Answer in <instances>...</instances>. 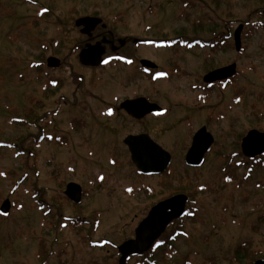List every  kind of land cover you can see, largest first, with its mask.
Returning <instances> with one entry per match:
<instances>
[{
    "label": "rangeland",
    "instance_id": "1",
    "mask_svg": "<svg viewBox=\"0 0 264 264\" xmlns=\"http://www.w3.org/2000/svg\"><path fill=\"white\" fill-rule=\"evenodd\" d=\"M262 14L264 0H0V208L11 203L9 216L0 215V264H118V247L134 239L149 209L177 194L189 198V215L177 223L185 235L153 252L156 264L264 260V156L258 163L242 151L249 132L264 133ZM90 15L121 39L219 40L225 27L234 35L245 25L243 51L234 39L213 54L198 46L128 51L168 77L151 83L131 67L111 66L100 69L99 86L98 71L85 70L78 54L68 61L82 38L75 22ZM50 57L62 65L48 68ZM231 63L238 75L227 88L208 97L197 88L209 69ZM136 95L168 113L145 123L108 115L109 103ZM201 127L215 142L191 168L185 156ZM140 133L170 153L163 178L140 176L132 165L123 140ZM71 182L86 192L78 206L65 200ZM75 215L97 229L74 230Z\"/></svg>",
    "mask_w": 264,
    "mask_h": 264
},
{
    "label": "water",
    "instance_id": "2",
    "mask_svg": "<svg viewBox=\"0 0 264 264\" xmlns=\"http://www.w3.org/2000/svg\"><path fill=\"white\" fill-rule=\"evenodd\" d=\"M102 23V20L95 18H83L77 21L78 28L83 27V34H90L95 27ZM243 27L239 28L235 34L236 47L238 52L241 50V34ZM104 50L100 46V51L97 47L91 48L82 54V59L85 64L98 66L102 62ZM48 67L59 68L61 61L51 57L48 59ZM146 63V62H144ZM149 63V62H147ZM151 64V63H150ZM148 66V64H146ZM236 65L210 73L207 76V82H214L226 80L235 76ZM137 104H141L138 108ZM137 107L133 108L132 106ZM130 115L139 118L146 114L159 112L161 109L156 105L149 104L145 99L136 101H127L122 105ZM125 143L129 147L132 154V163L136 166L137 170L143 174H159L164 172L171 163V156L168 152L164 151L157 144H155L148 136L134 137L130 136L126 139ZM213 144V138L203 128L198 132L193 139L192 146L187 154L186 163L190 166H200L203 163L204 155L209 151ZM242 151L245 157L249 159L257 158L264 155V133L257 130L249 132L244 138L242 143ZM65 195L75 204H80L82 201L81 186L76 183L67 185ZM188 202L186 195H177L164 202L159 203L150 211L149 215L137 228L135 238L126 241L120 246L119 252L121 258L119 264H126V261L136 255H143L150 250L157 239H159L165 232V229L175 219L177 220L185 213V207ZM11 204L6 200L0 209V214L7 217L10 214ZM256 264H264V260H259Z\"/></svg>",
    "mask_w": 264,
    "mask_h": 264
},
{
    "label": "flooded vegetation",
    "instance_id": "3",
    "mask_svg": "<svg viewBox=\"0 0 264 264\" xmlns=\"http://www.w3.org/2000/svg\"><path fill=\"white\" fill-rule=\"evenodd\" d=\"M83 18H95V19H98V20H102V23L99 24L97 27H95L94 30H92L90 34H83V32H82L83 31V27H81V28L76 27L77 21L80 20V19H83ZM78 20H76V22H75V27H76V29L79 30L80 34L82 35V38L76 39L77 42H76L75 48L73 47L69 51L68 61H69V58H72V57H74L75 54H78V59L77 60H79V64L82 67H84L85 70L88 69V70H91V71H98L97 72L98 73L97 81L99 83V86H100V69L110 68L111 66H113L115 68L119 67V65H123L126 68L127 67H131L134 70L135 74L141 75V76L143 75L144 77H146L147 80L149 79V81H151V83L155 82V81L163 80L166 77H168L167 70H165V71L164 70H159V67L154 62H152L151 60H149L147 58L136 59L135 57H128L126 55V53L128 51L135 52V51H138L139 49H149V50H152V51H165V50H171L172 48H174L176 46H179L180 48L194 49V47L198 46V49L206 50L207 53L213 54L214 51H217V47H218L219 50H224L227 47H230L231 46V42L230 41L233 40V39H234L233 42L235 43L236 52L238 54H241L242 53L241 51H243V42H242L241 50L238 52L237 47H236V41H235V33H236V31H234V35H233V33L231 32L232 29L230 28V26H228L227 28L225 27L224 33L219 35L220 36L219 40H218V38L217 39H213V40H204V39H201V38H197V39H194L192 41H188V40H185L184 37H176L174 39H167V38H165V39H158V38L152 39V38H148V39H142L141 40V39H136L134 37H132V38H126L125 37V39L118 38L116 35L113 34V32L108 30V28H107L108 26L104 23V20H103V18L100 17V15H90V16H87V17L78 18ZM245 27L246 26L244 25V28H243L244 30L242 32V38H243L244 31H245ZM150 30L152 31V28H150ZM241 41H242V39H241ZM129 42H133V44H129ZM100 46L104 50V55L101 58L102 59L101 64H99L98 66H93V65L85 64L83 62V60H81L82 59V54L85 51H88V50H90L91 48H94V47H97L98 50L100 51ZM208 57L211 58L212 56L209 55ZM105 59L109 60L110 63L105 65L103 63V60H105ZM128 60H131L132 63L128 64L127 63ZM144 62H146V63H144ZM147 62H149V63H147ZM146 64H148V66ZM233 65H236V74H235V76H233L231 78H228L226 80H220V81L218 80V81H214V82H207L206 81V78H207L208 75H210V73H214L216 71L231 67ZM176 70H178V68L174 69V71H176ZM237 75H238V69H237V64H235V63H233V64L231 63L229 65H226V66H223V67H219V68H214V69H212V71H211V69H209L207 71V73L205 72V75L202 76V80H201V82L199 84H197L198 85L197 88L199 90L203 91L208 97L209 94L211 92H213V90L217 86H221V87L227 88L229 85H231L233 80H235L237 78ZM78 77H79L80 82L84 83V77L82 75H79ZM99 99H100V97H99ZM139 99H145L149 104L156 105V106L160 107V104H158L157 101H154V100H152L151 98H149L147 96L136 95L133 98H127V99H124L123 101H120V102L109 103L107 108L108 109L111 108L113 110V115H111L112 117H114L115 115L117 116V114H119V113H123L129 119L134 121L135 123H145V121L148 118L159 119L161 116H165L168 113V109L167 108L160 107L161 110L159 112H153V113H150V114L148 113V114H146V115H144L142 117L136 118V117L130 115L125 109H123L122 105L125 102H127L128 100L129 101H136V100H139ZM140 105L141 104H137L138 108L140 107ZM107 119L109 120V118H107ZM203 128H205L206 132L213 138V136L207 131L206 127H201L195 133V135H197L198 132L202 131ZM145 135L148 136L160 148H162V144H160L158 142V140H156V138H153L152 136L150 137V135L148 133H140V134L128 135L123 140V144L127 148L128 152L130 154L131 162H132V154H131V151H130L129 147L125 143L126 139L128 137H130V136L139 137V136H145ZM195 135H193L191 146H192L193 139H194ZM214 142L215 141H214V138H213V144H214ZM213 144L210 147V150L208 151V153L211 151V149L213 147ZM191 146H190V148H191ZM190 148L188 149L187 153L189 152ZM162 149L164 151H166L164 148H162ZM166 152H168V151H166ZM186 156H187V154H186ZM171 163H172V161H171ZM185 163H186V157H185ZM132 165H133V163H132ZM186 165H188V164L186 163ZM134 167L136 168V166H134ZM169 167L164 172H161L159 174H153V175L152 174H142V173H140L137 170V168H136V170H137V173L140 176H143V177L159 176V177L163 178V176L165 174H167V172L169 170ZM189 167H191V168H199V167H193V166H189ZM82 193H83V197L86 196V192H84V190H83ZM177 195H181V194H177ZM174 196H176V195H174ZM171 197H173V196H171ZM171 197H166V198L162 199L161 201L156 203L153 207H155L156 205H158L161 202H164V201L170 199ZM152 208L149 209V212L152 210ZM149 212H148V214H149ZM148 214H147V216H148ZM188 215L189 214L184 215L183 217H181L177 221L175 220V221H173L172 223L169 224V226H168L166 231L171 230L170 235L166 236V240L161 238V240L163 239L162 241L160 240L158 243L156 242L154 248L152 250H150V255H147V257L145 258L144 261L142 260L143 257H132V258L129 259V261L132 260V259H136L137 260L136 261L137 264H156V261L151 259V257H152L151 254L153 252H156V250H158L161 247H168L171 244V242H175L176 241V238L185 235L183 230H181L180 228L177 229L178 228V224L177 223H179V221H181L183 218H185ZM85 221H86V219H85ZM134 236H135V233H134ZM103 241H104V243L112 244V242L107 241L106 239L103 240ZM118 251H119V247H118ZM259 260H261V259H258L254 264H256Z\"/></svg>",
    "mask_w": 264,
    "mask_h": 264
},
{
    "label": "trees",
    "instance_id": "4",
    "mask_svg": "<svg viewBox=\"0 0 264 264\" xmlns=\"http://www.w3.org/2000/svg\"><path fill=\"white\" fill-rule=\"evenodd\" d=\"M46 12H41V14H40V17H42L44 14H45ZM262 16L264 17V14H262ZM264 19V18H263ZM264 25V24H263ZM10 145H11V148L12 149H15V146H12V144L14 143H11V142H8ZM254 162H260V161H262V158H259V159H256V160H253ZM258 162V163H259ZM35 197H38L37 195H35ZM66 200V199H65ZM66 202L67 203H69V201L68 200H66ZM97 217H98V215H96ZM84 224H85V222L84 221H82V220H79V219H77V220H72L71 221V226H72V228L74 229V230H81L82 228L84 229ZM89 228H91L92 230H95V228H96V224H91V223H89ZM179 228H181V227H178L177 229H179ZM163 240V239H162ZM161 240V241H162ZM147 257V255L145 256V258ZM43 255H41L40 256V260L42 261L43 259Z\"/></svg>",
    "mask_w": 264,
    "mask_h": 264
},
{
    "label": "snow or ice",
    "instance_id": "5",
    "mask_svg": "<svg viewBox=\"0 0 264 264\" xmlns=\"http://www.w3.org/2000/svg\"><path fill=\"white\" fill-rule=\"evenodd\" d=\"M103 63H104L105 65H107V64L110 63V61L107 60V59H105V60H103ZM127 63H128V64H131L132 61H131V60H128ZM132 107L135 108V107H137V106H136V105H133ZM108 115H110V116L113 115V110H112L111 108H109V110H108ZM112 163H115V161H112ZM0 175H4V174H3V173H0ZM100 179L103 180V177H100ZM127 191H128V192H131L132 189L129 188V189H127ZM2 215H7V213H2Z\"/></svg>",
    "mask_w": 264,
    "mask_h": 264
}]
</instances>
